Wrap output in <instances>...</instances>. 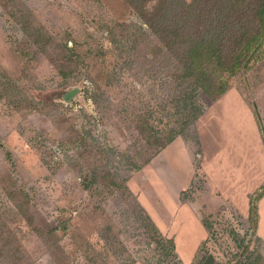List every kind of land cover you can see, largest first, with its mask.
Listing matches in <instances>:
<instances>
[{"label": "rangeland", "instance_id": "obj_1", "mask_svg": "<svg viewBox=\"0 0 264 264\" xmlns=\"http://www.w3.org/2000/svg\"><path fill=\"white\" fill-rule=\"evenodd\" d=\"M45 36L84 55L71 76ZM153 41L125 0H0V221L19 230L20 264H206L209 254L229 264L260 254L264 264L244 187L264 180L244 168L264 146V60L216 101L199 93L202 113L137 169L147 149L135 119L161 113L174 93ZM98 68L108 77L86 99ZM59 225L62 254L41 237ZM2 255L15 264L14 252Z\"/></svg>", "mask_w": 264, "mask_h": 264}, {"label": "trees", "instance_id": "obj_2", "mask_svg": "<svg viewBox=\"0 0 264 264\" xmlns=\"http://www.w3.org/2000/svg\"><path fill=\"white\" fill-rule=\"evenodd\" d=\"M125 2L139 15L153 35L152 56L170 70L168 73L174 85L171 97L161 100L159 104L161 113L151 112L148 115L143 112L138 118L137 115L133 116L136 118L137 143L142 141L147 149L139 153V157L134 159L135 163L131 164L138 169L143 165L141 163H147L151 157L159 154L202 113L203 107L196 100L199 93L216 101L227 91L232 78L242 70L251 71L264 60V0ZM27 33L30 37L39 34L38 31L32 33V29ZM112 37L113 33H109V39L112 40ZM44 40L58 51H65L61 53V58L58 55L52 61L64 77L71 76L84 55L73 47H68L69 40L58 45H55L50 36H45ZM39 46L43 50L44 44ZM87 75L93 88L84 85L82 94L86 99L94 100L99 97L101 83L108 75L99 68L95 74L91 69ZM154 115L161 117L157 123L150 119ZM140 160L143 161L140 163ZM97 179L95 177L91 182L97 183ZM263 196L264 185L250 199L248 220L254 229L257 227V204ZM60 228L62 230L66 227L59 225L48 229L46 236L43 233L41 235L52 253H63ZM18 231L12 221H0V258H4L2 253L14 252L15 264H20L16 254L23 248ZM155 232L153 238L157 241L161 236H157V230ZM1 236L7 239L3 240ZM261 261L263 257L258 254L237 264H258ZM89 262L102 264L99 257H91ZM201 262L204 261L199 264ZM216 262L213 254L205 258L206 264Z\"/></svg>", "mask_w": 264, "mask_h": 264}, {"label": "crops", "instance_id": "obj_3", "mask_svg": "<svg viewBox=\"0 0 264 264\" xmlns=\"http://www.w3.org/2000/svg\"><path fill=\"white\" fill-rule=\"evenodd\" d=\"M246 132H247V129H246L245 133ZM227 144H229V143H227ZM216 149L218 150L219 148H216ZM259 150L260 149L258 148L257 149V153H254L252 151L254 155H257V158L254 159V162H252L250 164L248 162V165L246 167H244V168H246L245 170H248L249 171V176L251 174V176H254L253 178H255V179L260 178V177H261L260 179H262V178L264 179V146L262 145L261 150H260V152L258 154V151ZM218 151L219 152H215V158L216 157L218 158V156H219V159H221V156H222L223 151L221 149H219ZM217 163H219V161H217ZM243 185H244V183H243ZM262 185H264V180L260 181V183L257 184L256 187L253 188L252 191H249L250 190V186L249 185H246V183H245V186L244 187H245V189L248 188L246 190L247 193L249 195H252L253 196V194L257 191V189H260L262 187ZM240 188H241V185L240 186H237L236 189H240ZM247 197H249V196H247ZM247 199H248V211H250V199L251 198H247ZM257 214H258V217H257V229H256V233H257V235L260 238L264 239V196L259 200V202L257 204Z\"/></svg>", "mask_w": 264, "mask_h": 264}, {"label": "water", "instance_id": "obj_4", "mask_svg": "<svg viewBox=\"0 0 264 264\" xmlns=\"http://www.w3.org/2000/svg\"><path fill=\"white\" fill-rule=\"evenodd\" d=\"M70 96H72V94H70L69 96H67L66 99L68 100Z\"/></svg>", "mask_w": 264, "mask_h": 264}]
</instances>
